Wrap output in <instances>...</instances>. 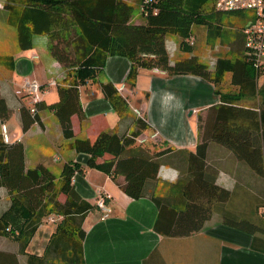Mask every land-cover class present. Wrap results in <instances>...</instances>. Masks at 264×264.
Masks as SVG:
<instances>
[{
	"label": "trees",
	"instance_id": "trees-1",
	"mask_svg": "<svg viewBox=\"0 0 264 264\" xmlns=\"http://www.w3.org/2000/svg\"><path fill=\"white\" fill-rule=\"evenodd\" d=\"M213 1L2 0L0 3V17L16 30L19 50L30 49L33 36L46 35L51 56L67 70L65 82L57 86L56 102L45 105L40 100L33 105L34 113L25 104L20 107L22 130L38 122L36 110H52L63 137L72 140L71 149L89 156L85 167L109 176H123L122 190L134 200L148 197L159 210L155 231L167 237L193 235L213 210L219 212L222 223L229 227L249 234L264 233V217L251 219L226 208L232 192L215 184V173L207 165V150L214 143L230 151L239 165L264 178V81L258 82L264 71L253 65L243 33L253 22L254 14L233 35L222 29V19L232 15L242 17L245 11L213 10ZM209 3L211 7L206 10ZM136 7L142 17L140 23L133 21ZM194 26L206 28V42L211 49L226 34L232 39L229 55L217 56L213 71L193 54ZM167 35L180 38L179 47L187 53L185 57L170 60L165 43ZM110 56L129 61L127 80L131 85L140 70L156 69L169 76H198L212 84L219 96V103L207 109L200 142L193 152L187 153V185L182 192L186 210H177L176 215L184 216L171 223L164 225L161 221L171 195L147 193L146 188L148 182L157 179L161 157L173 149L152 152L149 144L139 142L147 128L144 119L138 117L133 128L123 134L102 131L93 141L76 138L73 132L71 117L81 118L82 112L79 86L93 80ZM0 66L11 70L14 58L0 55ZM225 74L235 93L220 91ZM99 88L115 113L119 117L125 115L128 98L111 82L100 83ZM242 98H257V104L253 108L242 107L238 105ZM8 114L6 102L0 96V121ZM81 172L83 168L76 162H65L58 179L43 164L25 169L22 144L5 143L0 134V188L5 187L10 196V207L0 215V235L12 236L22 252L44 219L59 218L58 230L49 245L56 247L66 236L68 248L73 251L72 263L82 264L85 234L82 223L97 205L81 199L74 189L72 177ZM67 260L70 262V258Z\"/></svg>",
	"mask_w": 264,
	"mask_h": 264
},
{
	"label": "crops",
	"instance_id": "crops-1",
	"mask_svg": "<svg viewBox=\"0 0 264 264\" xmlns=\"http://www.w3.org/2000/svg\"><path fill=\"white\" fill-rule=\"evenodd\" d=\"M135 10V17H141L138 7ZM173 38L180 40L176 35L165 37L171 61L187 55L184 52L178 55L176 46L170 44ZM48 45L46 35H35L30 49L21 51L17 46L13 54H8L14 58V66L4 71L0 96L9 114L0 121V126L4 124L7 128L8 143L22 144L25 169L43 164L58 179L65 162H76L83 172L75 173L71 181L79 197L95 205L104 196L107 211L96 206L82 223L85 232L82 264H264V233L249 234L229 227L222 223L216 210L193 235L167 237L156 232L154 226L159 213L156 205L148 197L137 200L128 197L122 190L123 176H109L86 168L89 156L71 149L72 140L63 137L52 110H36L38 122L22 130L20 107L23 104L30 107L29 97L19 98L14 91L23 80H33L42 86L41 100L45 105L58 100L57 86L66 80L67 70L51 56ZM129 65L124 57L110 56L93 80L79 86L82 112L81 118L71 117L72 129L76 138L93 141L102 131L123 134L131 130L138 117L146 121L147 128L141 137L149 141L151 151L173 149L161 157L157 179L148 182L146 188L147 193L171 195L161 220L165 225L184 216L175 213L186 210L182 192L187 185V153L193 152L201 140L200 113L207 112L220 99L212 84L194 75L169 76L155 69H142L131 85L127 80ZM106 82H111L128 98L129 107L122 117L101 93L99 84ZM207 157V165L216 176L215 184L232 194L247 197L248 204L245 207L242 204L241 209H250V203L264 201V178L239 165L230 151L211 143ZM173 184L175 186L169 189ZM9 207L8 190L1 187L0 215ZM226 207L236 213L241 210L230 202H226ZM253 210L252 205L251 212ZM59 223V218L55 222L44 219L22 252L12 236L0 235V264H73V251L68 248L66 236L56 247L49 245Z\"/></svg>",
	"mask_w": 264,
	"mask_h": 264
},
{
	"label": "rangeland",
	"instance_id": "rangeland-1",
	"mask_svg": "<svg viewBox=\"0 0 264 264\" xmlns=\"http://www.w3.org/2000/svg\"><path fill=\"white\" fill-rule=\"evenodd\" d=\"M1 2H2V0H0V3ZM132 2L135 3L136 0H132ZM206 7H207L206 10L209 9L211 7V3L207 4ZM135 13H137V10H134L133 21L138 22V23L142 22V19L140 16L135 17ZM250 14H251V12L245 11V15L242 17H237L234 15L224 16L222 19V29H224L225 31H228L227 33H232L233 35L237 31L240 32V30L243 28V26L246 25L245 23L248 20H251L252 15H250ZM205 29L206 28H204L203 26L192 27L191 36L194 37V46H192V49H193V52L199 57L200 61L205 63L209 67V69L211 71H213L214 62H215V59L217 58V56L224 57V56L229 55L230 46H228V45H229V42L232 41V39H229V36L226 34L225 39L222 40L221 43L216 42L215 48L211 49L206 42V30ZM179 43H180V40L178 41L177 38H173V40L170 41L171 46H173V47H174V45L176 46V49L178 51V55H180L182 53V51L179 47ZM170 44H169V46H170ZM16 49H17L16 30L13 27L8 26L5 23L4 18L0 17V55L3 56V55H8V54H13L16 51ZM172 51H171V54L173 53ZM174 54H175V52H174ZM4 71H7V70L5 68L1 67L0 68V82L6 76V72H4ZM3 75H4V77H3ZM262 81H264V77L259 79V81H258L259 84H261ZM19 88H20V86H19ZM220 91L222 93H235L236 92L234 90V88H232L229 84L228 74H225V76H224V81L220 87ZM22 97H24V96H22ZM256 104H257V98H242L238 102V105H240L242 107H246V108H253L256 106ZM199 118H200L199 127H200V132L202 135L204 125H205L206 112L200 113ZM246 198L247 197L243 196V195H241V196L235 195L233 192L231 198L227 202H230L231 206H239L241 209L242 204L244 205V207H245L246 203L248 204V202L245 201ZM250 204H252L253 208H254V210L252 212H251V207H252V205H251L250 209L242 208L238 214H240L241 216L250 217L251 219H258L257 217H264V201H260L259 204H257V202H255L254 204L253 203H250ZM226 208H228V207H226ZM258 220H260V219H258Z\"/></svg>",
	"mask_w": 264,
	"mask_h": 264
},
{
	"label": "built area",
	"instance_id": "built-area-1",
	"mask_svg": "<svg viewBox=\"0 0 264 264\" xmlns=\"http://www.w3.org/2000/svg\"><path fill=\"white\" fill-rule=\"evenodd\" d=\"M212 9L222 12L244 10L254 14L253 22L247 25L243 30L245 35V47L252 55L253 65L264 71V0H214L212 2ZM14 94L17 97H29L28 103L30 105V111L34 113L33 105L41 100L42 86L36 81L25 78L20 88H18ZM0 129L3 141L8 143L9 135L6 126L1 124ZM139 142L147 144L149 141L143 138ZM96 205L103 211H107L104 196L97 200ZM48 221L54 222L55 220L49 218Z\"/></svg>",
	"mask_w": 264,
	"mask_h": 264
}]
</instances>
